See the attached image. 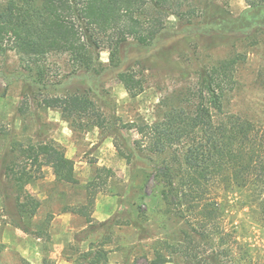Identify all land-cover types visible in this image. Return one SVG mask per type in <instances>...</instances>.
Wrapping results in <instances>:
<instances>
[{"label":"trees","instance_id":"obj_1","mask_svg":"<svg viewBox=\"0 0 264 264\" xmlns=\"http://www.w3.org/2000/svg\"><path fill=\"white\" fill-rule=\"evenodd\" d=\"M210 1L1 0L0 53L13 51L20 57L27 69L20 76L28 93L32 94L35 85L50 86V95L41 99L43 105L58 109L77 128H105V118L86 93L68 91L74 78L99 83L115 77L136 96L143 89L132 69L139 53L164 56L172 52L177 38L205 42L264 32V0H247L248 6L234 18L224 7L213 11ZM163 16H172L177 26L172 29L162 23ZM102 50L109 52L107 65L100 61ZM53 54L66 55L68 69L60 80L50 79L49 85L45 62ZM237 60L224 58L203 67L194 99L168 113L165 123L136 125L142 145L129 153L120 150L144 167H152L150 154L173 153L147 176L149 182L156 179V186L161 183V199L186 229L177 241L161 242L146 264L173 260L183 264H262L251 247L239 241L229 220L230 201L236 194L248 215L264 226V125L224 108L225 97L237 84ZM26 156L39 167H51L66 183L77 181L72 160L52 142L29 146ZM10 170L22 188L25 168L12 166ZM92 203L93 195L73 211L89 218ZM39 205L30 194L19 197L16 215L33 216ZM78 260L80 264H108L103 241L90 243Z\"/></svg>","mask_w":264,"mask_h":264},{"label":"rangeland","instance_id":"obj_2","mask_svg":"<svg viewBox=\"0 0 264 264\" xmlns=\"http://www.w3.org/2000/svg\"><path fill=\"white\" fill-rule=\"evenodd\" d=\"M209 3L213 11L226 8L230 18L248 6L247 0ZM161 22L172 29L177 26L172 16H163ZM174 41L172 52L164 56L137 55L132 69L143 89L136 96L111 76L99 83L85 78L70 82L68 91L85 92L105 118V128L71 125L58 109L41 103L44 95H50V86L35 85L28 93L20 76L27 69L20 57L13 51L0 53V264H80L81 253L100 241L108 264H146L161 242L178 240L186 229L184 222L161 199V183L156 186V179L149 182L147 176L173 153L150 154L152 167H144L120 150L138 149L142 139L136 125L165 123L168 113L194 99L200 70L229 57L238 59L237 84L225 97V110L264 125V32L249 38ZM100 61L109 63L107 50L100 52ZM45 65V81L50 85V79L60 80L68 69L67 56L49 55ZM50 142L72 160L75 183L60 180L51 167H39L27 158L29 146ZM12 166L26 170L22 188L11 176ZM26 194L40 205L33 216L19 217L17 202ZM91 195L89 218L73 211L87 204ZM247 211L235 194L230 201V224L239 241L264 264V226ZM176 263L183 264L179 260L166 264Z\"/></svg>","mask_w":264,"mask_h":264}]
</instances>
